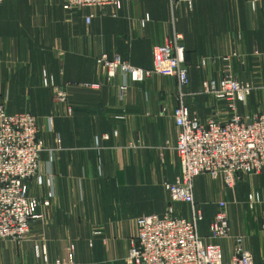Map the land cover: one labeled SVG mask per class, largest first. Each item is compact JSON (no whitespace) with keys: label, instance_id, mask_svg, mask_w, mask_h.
<instances>
[{"label":"crops","instance_id":"1","mask_svg":"<svg viewBox=\"0 0 264 264\" xmlns=\"http://www.w3.org/2000/svg\"><path fill=\"white\" fill-rule=\"evenodd\" d=\"M63 2L0 4V104L8 113L36 115L45 148L43 183L28 181L39 201L36 217L20 243L0 239V264H125L135 218L166 209L165 186L180 177L177 83L157 74L142 81L121 72L107 77L102 55L150 69L152 48L176 31L183 37L184 103L192 117H229L224 102L202 93L204 80L225 76L254 85L236 104L239 115L264 110V0H191L190 7L121 0L116 14L111 6L66 10ZM53 87L66 92L70 113L55 102ZM193 195L202 212L201 236L224 202L229 236L221 241L223 262L233 255L236 237L255 261L264 257V167L232 187L198 175ZM176 210L190 218L187 205Z\"/></svg>","mask_w":264,"mask_h":264},{"label":"built area","instance_id":"2","mask_svg":"<svg viewBox=\"0 0 264 264\" xmlns=\"http://www.w3.org/2000/svg\"><path fill=\"white\" fill-rule=\"evenodd\" d=\"M5 0H0V4ZM174 6L191 0H168ZM63 8H103L111 6L114 14L121 0H64ZM91 16L85 18L88 23ZM183 37L174 31L163 44L152 48V67L143 69L119 56L102 55L99 62L107 77L117 72L133 81H142L152 74L174 78L178 86V106L173 113L177 128L175 151L180 164V177L167 183L168 204L161 215H142L134 220V233L129 239L125 264H264V257L255 261L250 251L236 237L233 255L223 262L221 241L229 236V221L224 202L209 222L207 236L198 232L202 214L193 195L196 176L205 174L221 179L232 187L242 175L256 174L264 167V110L251 116L237 113L236 104L244 102L254 89L251 83L225 76L219 81L204 80L202 93L226 104L230 115L219 121L215 114L204 122L192 117L184 103V88L189 83L184 63ZM261 86L264 88V73ZM126 83L120 89L124 91ZM55 102L67 104L66 92L53 87ZM67 113L71 112L66 105ZM51 127L52 118H47ZM49 129L51 130V128ZM45 151L38 117L30 112L8 113L0 104V239L20 243L36 217L38 199L29 192V179L43 183L40 175L41 156ZM48 185L50 183L48 182ZM47 201L44 202V204ZM173 203L189 207L190 218L176 213ZM38 253V247H36ZM44 252L42 253V255ZM66 264V263H63Z\"/></svg>","mask_w":264,"mask_h":264},{"label":"rangeland","instance_id":"3","mask_svg":"<svg viewBox=\"0 0 264 264\" xmlns=\"http://www.w3.org/2000/svg\"><path fill=\"white\" fill-rule=\"evenodd\" d=\"M177 33H178V32H177ZM42 131H43V129L40 127V133H41V136H42V134H43V132H42ZM179 204H181V203H173V205H172V206H173V207H174V209L176 210V206H177V205H179ZM197 208H198V207H197ZM198 209H199V208H198ZM199 210H200V209H199ZM176 211H177V210H176ZM200 212H201V210H200ZM201 214H202V212H201Z\"/></svg>","mask_w":264,"mask_h":264}]
</instances>
